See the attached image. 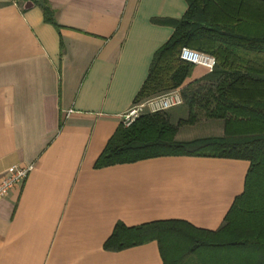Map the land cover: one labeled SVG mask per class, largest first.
Returning <instances> with one entry per match:
<instances>
[{
	"label": "crops",
	"instance_id": "1",
	"mask_svg": "<svg viewBox=\"0 0 264 264\" xmlns=\"http://www.w3.org/2000/svg\"><path fill=\"white\" fill-rule=\"evenodd\" d=\"M49 2L58 26L32 2L0 0V181L13 166H34L0 201V264H164L157 242L122 252L105 243L119 223L218 231L250 162L168 156L95 166L174 33L153 20H180L188 3ZM206 75L195 67L187 84ZM182 112L172 111L175 124Z\"/></svg>",
	"mask_w": 264,
	"mask_h": 264
},
{
	"label": "trees",
	"instance_id": "2",
	"mask_svg": "<svg viewBox=\"0 0 264 264\" xmlns=\"http://www.w3.org/2000/svg\"><path fill=\"white\" fill-rule=\"evenodd\" d=\"M46 22L58 26L49 0ZM180 20H153L174 28L155 54L138 103L182 89L188 120L173 122L172 111L141 116L121 126L96 163L97 169L142 160L187 156L250 162L245 191L215 232L180 221L128 228L119 223L105 243L122 252L157 242L164 264H264V0H186ZM183 48L210 54L217 66L201 81L187 84L195 66L181 60ZM204 116L222 122L224 134L177 140L182 126Z\"/></svg>",
	"mask_w": 264,
	"mask_h": 264
},
{
	"label": "built area",
	"instance_id": "3",
	"mask_svg": "<svg viewBox=\"0 0 264 264\" xmlns=\"http://www.w3.org/2000/svg\"><path fill=\"white\" fill-rule=\"evenodd\" d=\"M180 58L182 61L194 65L195 67L204 68L207 73H212L217 66V60L214 56L189 48L182 49ZM183 105L184 97L182 89H177L170 93L135 104L123 114L121 117V125L125 128H129L146 112L150 114L164 113L180 108ZM33 170V165L13 166L0 181V201L5 199L11 191L21 188Z\"/></svg>",
	"mask_w": 264,
	"mask_h": 264
},
{
	"label": "rangeland",
	"instance_id": "4",
	"mask_svg": "<svg viewBox=\"0 0 264 264\" xmlns=\"http://www.w3.org/2000/svg\"><path fill=\"white\" fill-rule=\"evenodd\" d=\"M175 111V110H173ZM181 114L183 121L188 120L187 109L183 108ZM220 123L215 121H210L204 116H201L198 121L194 124L184 125L181 127L180 130V139L181 140H191L195 138H203V137H210V136H218L220 130Z\"/></svg>",
	"mask_w": 264,
	"mask_h": 264
}]
</instances>
